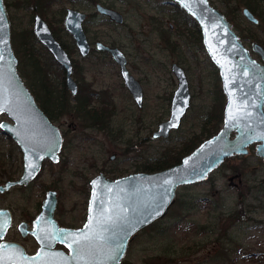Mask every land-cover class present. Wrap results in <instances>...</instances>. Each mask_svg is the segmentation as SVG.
<instances>
[{"label": "rangeland", "instance_id": "obj_1", "mask_svg": "<svg viewBox=\"0 0 264 264\" xmlns=\"http://www.w3.org/2000/svg\"><path fill=\"white\" fill-rule=\"evenodd\" d=\"M5 1L8 3H21L24 0ZM127 1L129 2V6L124 5V0L100 1L103 4L115 5L125 15L124 25L111 24L102 17L97 16L96 24L89 23L87 26L91 40L98 39L103 42L112 43L120 47L129 58L133 59V57L137 56L136 59H133L132 68L130 67V69L142 80L145 86V106L141 111L132 105L122 85L119 75L120 70L111 59L96 53L84 59L77 52L76 47L72 43V37L64 31V9L66 7H73L72 4H68L65 1L61 3L55 2L47 11L46 17L51 20V23H53L57 30V37L61 42H64L63 44L67 46L69 54L76 61L78 65L76 73L83 72L89 79L95 76L98 77L96 87L99 89L106 88L113 92L115 106L119 110L117 111V115L114 116L115 122L126 127L128 131L125 135L126 139H133L134 141L137 126H139L138 129L142 127L141 133L144 136L150 134L152 137V133L157 129L158 124L169 118L171 94L177 87V80L171 71V66L174 62H177L187 69L193 94L191 108L184 118L180 129L173 132L168 139L150 138L149 142L144 145V149L148 150L150 163L158 158L166 148L180 145L182 141L190 138L194 133H199L202 129L203 121L206 119V114L221 104L218 89H222V81L218 77V69L212 64L207 53L200 51L201 48H195L196 46L188 48L181 40L178 43L181 45L182 55L168 49L165 43H158L156 39H151L153 43H134L139 47L138 50L134 48V50L130 49L129 47L132 46L129 45L132 43H129L127 33L131 27L139 30L147 14L139 6L140 1ZM210 1L223 13L228 15L239 30L237 32L241 33V28L246 29L249 31V36L250 32H252L254 34L253 38L264 45V0H257L256 2L261 13V21L257 26L248 24L246 21L242 13V0ZM82 3L83 5L76 6V8L88 13L95 10L91 2L85 0ZM170 9L167 1L161 0V10H163L161 11V28H167L168 23L177 25L176 17L170 12ZM10 12L16 23L14 24L16 34L23 28H32L31 12L16 8L15 6L11 7ZM145 29H149V27L146 26ZM245 44L250 48L251 43ZM13 45L16 56L19 59L18 70L20 75L27 84H34L33 74L35 72L44 73V71L37 70L33 66V62L24 56L23 47L20 46L18 37ZM34 47L41 53L42 61H47L51 67L50 72L54 75V81L57 83V77L61 76V68L53 63L51 64L49 59L50 53L40 43H34ZM56 74L57 76H55ZM222 100L225 106L226 98H222ZM4 120L11 121L7 115L3 114L0 116V122ZM67 120L69 124L76 123L79 125V119L76 114H71L67 117ZM135 120L137 121L134 122ZM83 130L84 128H82L81 132L79 128L78 133L71 134L70 140H66V147L64 149L65 163L63 165L53 164L46 168L41 177L35 182L36 187L34 189L22 192L19 189L13 188L3 197L0 193V198H3L1 204L10 206L16 210L15 225L9 238L20 240L17 235V226L22 218H24L21 209L26 208L25 204L28 198L32 199V202L35 200L39 202L43 199L45 191L43 193L41 184L46 187L44 189H59L61 196L59 214L63 215L66 223H79V225L82 223L90 199L87 186L88 181L99 173L101 163L108 162V168L112 165L110 162L112 155H116L120 159L126 154L123 149L124 146L120 142L118 144V139L115 137H108L103 133L91 130H87L84 134ZM74 135L78 137L86 135L93 138L83 141L77 137V139H73ZM141 150L142 148L139 149V152ZM0 152L13 153L11 160L6 159L7 163L5 164L7 165L0 167L1 185L7 178H17L20 175L22 158L16 142L8 135L1 133ZM132 154L128 153L127 155ZM11 165L12 167L9 168ZM234 166L247 175L241 177L240 173L234 172ZM7 170L9 171L7 172ZM121 174L123 173H112L109 176L115 179ZM262 181H264V160L257 156L256 147L253 145L250 146L248 155L235 156L228 161L226 160L218 169L210 174L207 180L180 186L177 190L176 198L167 213L158 220H163L161 226L170 224L172 223V219L177 215V211L179 212L181 205L192 207L196 200L202 199L199 201L201 205L199 208L196 205V208L189 210L188 213H191V220L206 224L213 220L214 217L221 216L223 217L221 221L222 231L235 232V235L240 238L241 246L239 247V242L238 247H234L230 251L231 260L228 264H264V195H258L255 198L249 192L250 187L256 183H262ZM50 183H53V185H50ZM30 194L34 196L30 197ZM235 209H245L247 211L246 218L249 221L239 224L238 227L232 229V232L229 229L232 222L226 217ZM261 225L262 227H258ZM194 238V231L188 228L178 229L174 232L170 231L166 237H161L155 230H150L149 226H147L140 230L137 236L130 242L127 254L121 264H210L209 262L206 263L205 259L219 247L216 236H208L206 233L201 234L200 239L204 241L202 242V246L198 247L190 246L195 241ZM224 238L227 240L226 237ZM29 243L31 248H34V244L31 241ZM168 243L175 244L176 249H182L183 255L181 254L179 257L164 256L161 248ZM242 244L245 246H242ZM243 250L252 251L255 254L245 257V254L242 253Z\"/></svg>", "mask_w": 264, "mask_h": 264}, {"label": "water", "instance_id": "obj_2", "mask_svg": "<svg viewBox=\"0 0 264 264\" xmlns=\"http://www.w3.org/2000/svg\"><path fill=\"white\" fill-rule=\"evenodd\" d=\"M170 1L177 3L197 20L208 55L220 71L227 97L222 127L179 164L170 168L153 173H136L116 180L107 179L104 174L96 176L92 181L88 220L81 229L57 230V222L53 219L56 193L49 192L33 234L43 244L42 250L53 246L54 240H59L72 251L70 256H64L68 261L53 257L49 264H121L130 242L140 230L167 213L180 186L207 180L227 159L248 155L252 145L256 147L257 156L264 160L263 45L253 43V50L261 56V63L251 55L225 14L210 0ZM98 9L115 22L123 23L124 17L119 11L103 5H98ZM244 14L254 23H259L248 8ZM85 17L84 13L69 9L65 18L66 29L73 35L83 56H87L91 48L82 25ZM34 30L41 44L64 68L68 86L75 94L77 83L73 78L74 66L68 52L39 15L35 17ZM97 48L109 51L120 64L126 85L141 105L143 89L129 74L124 53L103 43H97ZM172 71L179 80V86L172 99L170 117L159 124L154 138H167L171 131L179 129L191 105L185 70L173 64ZM1 114H6L11 121H2L0 128L17 142L24 153L21 178L0 186V190L4 191L35 179L45 159L58 160L63 144L59 129L39 107L19 73L18 58L11 40V20L4 0H0ZM47 221L54 226L53 242L48 245L43 240L45 234L42 230V224ZM11 224L10 211L0 208V239L4 238ZM19 254L23 255V248L19 244L0 243V264H18Z\"/></svg>", "mask_w": 264, "mask_h": 264}, {"label": "flooded vegetation", "instance_id": "obj_3", "mask_svg": "<svg viewBox=\"0 0 264 264\" xmlns=\"http://www.w3.org/2000/svg\"><path fill=\"white\" fill-rule=\"evenodd\" d=\"M62 1H65L68 4L73 5V7H66L64 9V11H65L64 31H66V33L72 37V43L76 47L77 52L84 59L91 57L95 53L96 54H102V55H104V57L111 59L117 65V67L120 70L119 75H120V78L122 81V85L124 86L128 96L131 100L132 105L134 107H136L139 111H141L145 106V93H146L145 86H144V83L142 82V80L139 79L135 75V73L132 72L130 69V67L132 68L133 59H136L137 56L133 57V59L131 57L129 58L128 55L120 47H118L112 43L100 41L98 39H96L97 41L94 39L91 40L89 37V33H88L87 24L91 23V24L95 25L96 21H97L96 20L97 16H99L100 18L102 17L103 19L107 20L111 24H115L118 26H122L125 24V15L119 9H117L115 7V5L103 4L100 2L101 0H86V1L91 2L92 5L95 7L94 11L88 13V12H85V11H82V10L76 8V6L83 5L82 1L85 2V0H24L21 3L20 2L8 3L4 0L5 5L7 7V10H8V13H9V18L11 20V40H12V43H15L17 41V37H18L20 43H25L29 39L31 41V43H40L41 44V42L37 38V36L35 34V30H34L35 17L37 15H39L47 22V24L49 25V27H50L53 35L55 36V38L62 44V46L68 52V48L63 45L64 42H61L59 40V38L57 37V35H58V34H56L57 30L54 27L53 23H51V20L46 17L47 11L53 6V3H55V2L61 3ZM138 1H140L139 6L142 7L141 9H144L146 11L147 15L145 16V19H143V23L141 24V28H139V30H136L133 27H131L130 31H128L127 38H128L129 43H132L129 45V46H132V47H129L130 49L138 50L139 47L136 46L134 43H153V41L151 39H153V40L156 39L158 41V43H161V42L165 43V45L167 46L168 49H171V50L177 52L178 54L182 55L183 52L181 50V45L178 43V41L181 40V42L185 43V45L188 48L196 46L195 48H197V49L201 48L200 51H202L203 53H207V55H208V52H207L205 44H204L202 29H201L199 23L197 22V20L194 17H192L189 13H187L181 6H179L177 3H174L170 0H165V1H167V4L171 8L170 12L172 14H174L176 17L175 19H176L177 25L175 26L172 23H168L167 28H164V27L161 28V11H163V10H161V0H138ZM256 2H257V0H242V4H243L242 13H243L244 17L246 18V21L248 22V24H251L253 26H257L261 21L260 16H259L260 10H259L258 4ZM123 3L125 6H129V2L127 0H124ZM98 5H103L105 7H109V8H112L114 10L119 11L124 17L123 23L115 22L109 16L102 14L98 9ZM13 6H15L16 8L24 9V10L32 13V16H31V22H33L32 28L31 27L30 28L28 27L26 29L23 28L18 34H16V29H15V25H14L16 23H15L14 19L12 18V14L10 12L11 7H13ZM246 8H248L255 15V17H257L259 19L258 24L254 23L252 20L248 19L245 16L244 10ZM69 9L77 10V11L84 13L86 15L85 19L83 20L82 25H83V29L86 33L88 42L91 46L90 52L87 56L81 55L80 50L78 49V47L76 45V41H75L73 35L66 29L65 18H66V15H67ZM163 9L165 10V8H163ZM181 9L184 10L186 12V14H188L191 18H193L197 22L196 26H194L192 28L189 27V25H192V23H189V25L186 23V21L184 20L186 17L183 18V16H182L183 13L180 11ZM225 16L233 24V27L235 29L234 22L232 20H230V18L228 17L227 14H225ZM146 22H147V24H146ZM146 26H148L149 29H145ZM235 30L237 31L238 29L236 28ZM237 33L239 34L240 39L242 40V42L244 44L245 43H251L250 48L246 44H245V46L248 47V49L251 52V55L256 60H258L259 62L262 63L263 61L261 59V56L258 55L257 52H255L253 50V43L258 42L261 45H263L262 42L254 39L253 38L254 34L252 32H250V36H249L248 35L249 31L246 29L241 28V33L240 32H237ZM28 35L30 36V38ZM97 43H103V44L110 46V47L119 48L124 53V55L126 57V61H127L126 68L129 72V74H131L139 82V84L141 85V87L143 89V101H142L141 105L136 101L134 95L131 93L130 89L126 85L125 80H124L122 73H121L120 64L113 58L112 54L109 51L99 50L97 48ZM41 45L43 46L44 49H46L48 51V49L43 44H41ZM13 47H14V45H13ZM263 47H264V45H263ZM68 54H69V52H68ZM50 55L52 56L51 53H50ZM69 56L71 57L70 54H69ZM208 57H209L210 61L212 62V64L215 65L209 55H208ZM71 60L73 62V66H74L73 78L77 83V92L75 94L72 92V90L68 86L67 74H66L64 68L56 60L55 61L58 63V65L62 69L61 70V76L57 77V80H58L57 83L54 81L55 77L52 74V72H48V73H37V72H35L33 74V76H34V84H33L34 90L33 89L31 90L29 85L24 81L25 84L30 89V91L35 96V99H36L39 107L43 110V112L46 114V116L49 118V120L59 129V132L63 138V144H62V148L59 152L58 160L53 161L50 158L45 159L42 163V168L40 170V173L38 174V176L35 179L31 180L28 184H17L15 186L11 187L10 189L4 190V191L0 190L2 197L4 195L8 194L13 188L19 189L22 192L26 191L28 189H34V187H36L35 182L41 177L43 171L46 168L50 167L53 164L54 165L55 164L63 165L65 163L64 162V158H65L64 149L66 147V144H65L66 140H70L71 134H75L76 132L78 133L79 128H80L81 132H82V128H84V130H83L84 134H85V132H87V130H91V131H96L98 133H103V134L107 135L108 137H115L116 139H118V144L120 142L125 147V148L123 147V149L126 153V154L124 153L125 154L124 157H121L120 159H118L116 155H112L111 159H110V162L112 165L108 168V165H109L108 162L101 163L100 171L96 175V176H98L100 174H104L107 179H113V177L111 178L109 176V174L123 173L113 180H116V179L121 178V177L129 176L132 174H136V173H148L149 172L148 167H149L150 158L148 155V150L144 149V145L149 142L150 138L168 139L173 132L180 129L179 128L177 130L171 131L167 138H164V137L154 138V133L158 129V127L152 133V137H151L150 134H147L146 136H144V134L141 133L142 127L140 129H138L139 126H137L136 132L134 135V137H135L134 141H133V139H131V140L126 139L125 135L128 133L126 127L124 125H121V124H116V122H115L116 120H115L114 116L117 115V111H119V110L115 106V101L113 99V92H111L109 89H106V88H101V89L97 88L96 86H97V82H98V80H97L98 77L95 76L92 79H89L87 77V75H85V73H83V72L82 73L81 72L76 73V69H78V65L72 57H71ZM173 64H178L179 66H181L185 70V73H186L187 79H188V83H189V89L191 92V105H192L193 94L191 91V83L189 80L188 71L185 67H183L181 64H179L177 62H174ZM173 64H172V66H173ZM18 66H19V59H18ZM172 66H171V71H172ZM215 67H216V69H218V67L216 65H215ZM217 71L219 74L218 77L222 81L219 69ZM172 73L174 74L173 71H172ZM41 76L44 78H42ZM55 76H57V74ZM174 76L177 80V87L175 88V90H173V92L171 94L170 111H171V105H172V99H173L174 93L179 86V80L175 74H174ZM47 79H48V81H47ZM44 80H46V81H44ZM43 85H45V86H43ZM222 92L224 94V98H226L225 101H227V97H226L224 90H223V83H222ZM191 105H190V108H191ZM225 105H226V102H225ZM224 108H225V106H224ZM84 109L89 111V112L90 111L93 112L95 115H98L100 117V119H98L97 121L92 120L89 114H84V111H82V114H80V110H84ZM189 109H188V111H189ZM188 111H187V113H188ZM187 113H186V115H187ZM71 114L72 115L76 114L78 116L79 125L76 123L69 124L67 117L70 116ZM1 115H3V114H1ZM186 115L184 116V118L186 117ZM169 117H170V115H169ZM184 118H183V120H184ZM183 120H182V122H183ZM223 120H224V109H223ZM136 121L137 120H135L134 122H136ZM1 122H0V124H1ZM159 124H158V126H159ZM0 133L3 135H8V134H5L1 128H0ZM76 137L79 139L81 138V140H83V141H85V139H92L93 138L91 136H86V135L82 136V137H78L77 135H74L73 139H75ZM16 144H17V142H16ZM17 146L20 149V155L22 158V167L20 168L21 173L17 178H13V177L7 178L5 180V182L3 184H1L0 186L6 185V183L9 181L19 180L23 174L24 153L18 144H17ZM141 148H142V150H141V152H139V149H141ZM127 152L131 153V154L133 153V154L127 155L128 154ZM11 158H13V153H11V152H8V153L0 152V167L1 166L4 167L5 165H7V164H5V163H7L6 159L11 160ZM11 167H12V165L9 168H11ZM8 171L9 170H7V172ZM95 177L90 179L88 181V184H87L90 198H91V192H92V181ZM53 179H54V176H53ZM50 185H53V183H50ZM40 186L42 187L43 193L45 191L43 199H41V201H39V202L37 200L32 202V199L28 198V199H26V204H25L26 208L21 209V213H22V216L24 218H22V220L19 222V224L17 226V235L19 236L20 240H18L17 238H9V235H10V233L13 230L14 225H15L14 222H15L16 210L10 206L2 205L1 200H3V198L2 197L0 198V208L9 210L11 215H12V224L9 227V229L7 230L4 238L0 239V243H2V242H15V243L19 244L20 246H22L23 255H21V254L17 255L18 264H26L25 262H27V264H49L50 260H52L53 257H55V258L61 257L65 261L67 259L64 256H70L72 253L69 246L67 244H65L64 242H61L59 240H54L55 242H54L53 246L48 247V249H46V250H42L43 244H41V242L38 240V238L33 234V231L36 229L37 219L44 209L43 208L44 201H45L47 194L49 192L52 191V192L56 193L57 203H56V207L54 209L53 219L57 222V230H63V229L78 230V229L83 228L84 225L86 224L87 220H88L90 199L88 202V208L86 211V215H85L82 223L80 225H79V223L78 224H74V223L69 224V223H66L63 215L59 214V202H60V197H61L59 189L58 188L44 189L46 187H44L42 184ZM29 196L33 197L34 195L30 194ZM28 205H29V207H27ZM22 224H23V228L21 229ZM42 228H43L42 229L43 233L45 234V237L43 238V240H44L45 244L48 245V244L53 242L54 226L50 221H47L45 224H42ZM29 241H31L34 244V246H33L34 248H31V246L29 245L30 244ZM27 257H30V258H27ZM30 260H32V261H30ZM12 264H16V263H12Z\"/></svg>", "mask_w": 264, "mask_h": 264}, {"label": "trees", "instance_id": "obj_4", "mask_svg": "<svg viewBox=\"0 0 264 264\" xmlns=\"http://www.w3.org/2000/svg\"><path fill=\"white\" fill-rule=\"evenodd\" d=\"M180 11L183 13V14L181 13L183 18L186 17L184 19L186 23L188 25L189 23H192V25H189L190 28L197 25V22L193 18H191L188 14H186L184 10L181 9ZM260 15L261 13H259V16ZM235 29H236V26H235ZM63 45L67 47L65 44ZM20 46L23 47L24 56L27 57L29 61L33 62L32 64L34 67L37 68V70L39 71L42 70L44 71V73L50 72L51 67L49 66L47 61H42L41 59L42 55L39 51L36 50V48L34 47V43H31V41L28 39L25 43H20ZM49 59L51 61V64L53 63L54 65L59 66L58 63L54 60V58L51 55ZM28 85L31 88V90L32 89L34 90L33 84H28ZM218 95L221 100V104H219L218 106H216L215 108H213L206 114V119L203 121L202 129L199 131V133H194L190 138L182 141L180 145L166 148V150L163 151L158 158L154 159L153 162L149 163L148 171L150 173L162 171L164 169H167L174 165L179 164L186 155L190 154L193 150H195L204 140L212 137L220 130L222 123H223V106H224V101L222 100V98L224 99V94L221 88L218 89ZM82 111H84V114H89L92 120L97 121L98 119H100L98 115H95L91 111L89 112L85 109L80 110V114H82ZM231 158L227 159V161L230 160ZM234 170H235L234 172L240 173L242 175L241 177H243L244 175H247L245 172H242L240 169H237V167L235 166H234ZM261 184H264V181H262V183L261 182L256 183L255 185L249 188V192L253 194L255 198H257L258 195H264V185H261ZM201 200L202 199L196 200L192 207L181 205L179 212L177 211V215L175 216V218L172 219V223L161 226L163 220H158L152 223L151 225H149V229L155 230L156 233L160 235L161 237H166L170 231L174 232L178 229H184V228L191 229L195 233V238H194L195 241L191 243L190 245L192 247L202 246V242L204 240L200 239L201 234L206 233L208 234V236H216V241L219 247L218 249L214 250L215 251L214 253L207 256V258L205 259V262L206 263L209 262L210 264L211 263L228 264L229 261L231 260L230 251H232L234 247L235 248L238 247V243L240 242V238L237 237V235H235L236 233L233 232L232 229L235 227H238L239 224L246 223V221H249V219L246 218L247 211L245 209H242V210L235 209L231 211L227 215L226 218L230 219V221L232 222L230 224L229 229L233 233L228 232L227 230L222 231L221 221L223 217L221 216L214 217L213 220H211L210 222L206 224H202L201 222L191 220L190 218L191 213H188V212L190 209L196 208V205H198V208H199L201 206L199 204L200 203L199 201ZM258 227H262V225ZM224 237H226L227 240ZM226 246H228V248H226ZM230 246L231 248L229 249ZM240 246H241V242L239 244V247ZM242 246H245V245L242 244ZM161 249H162L164 256L170 255L172 257H179L181 254L183 255L182 249H176L175 244L173 243L171 244L168 243L164 245ZM242 253L245 254V257L247 256L249 257L255 254V252L244 251V250L242 251Z\"/></svg>", "mask_w": 264, "mask_h": 264}]
</instances>
